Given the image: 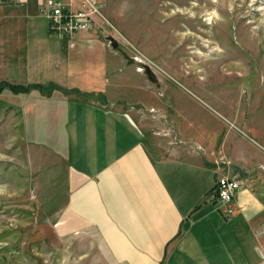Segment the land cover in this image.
<instances>
[{
    "label": "rangeland",
    "instance_id": "374dc122",
    "mask_svg": "<svg viewBox=\"0 0 264 264\" xmlns=\"http://www.w3.org/2000/svg\"><path fill=\"white\" fill-rule=\"evenodd\" d=\"M99 5L122 65L109 102L147 123L164 156L249 172L264 187V0ZM5 39L0 33V83L18 84ZM62 98L0 94V264H109L93 239L56 229L69 196ZM256 231L264 264V226Z\"/></svg>",
    "mask_w": 264,
    "mask_h": 264
},
{
    "label": "crops",
    "instance_id": "0c3cea01",
    "mask_svg": "<svg viewBox=\"0 0 264 264\" xmlns=\"http://www.w3.org/2000/svg\"><path fill=\"white\" fill-rule=\"evenodd\" d=\"M45 1L0 0V33L22 76L11 84L39 87L24 95L66 99L58 111L69 196L57 231L93 239L109 264H261L264 187L249 172L161 154L148 124L108 100L122 65L102 32L72 40L50 34L40 14ZM228 175L242 186L226 206L215 188Z\"/></svg>",
    "mask_w": 264,
    "mask_h": 264
},
{
    "label": "built area",
    "instance_id": "2783aa9c",
    "mask_svg": "<svg viewBox=\"0 0 264 264\" xmlns=\"http://www.w3.org/2000/svg\"><path fill=\"white\" fill-rule=\"evenodd\" d=\"M40 14L48 21L50 34L62 40H72L93 29L102 32L110 24L102 17V6L93 0H81L77 5L66 0H46ZM102 33L110 36L106 31ZM241 186L238 178L229 175L220 178L215 188V200L222 205H231ZM229 213H233V209L230 208Z\"/></svg>",
    "mask_w": 264,
    "mask_h": 264
},
{
    "label": "trees",
    "instance_id": "16d2710c",
    "mask_svg": "<svg viewBox=\"0 0 264 264\" xmlns=\"http://www.w3.org/2000/svg\"><path fill=\"white\" fill-rule=\"evenodd\" d=\"M33 89H39V87L37 85H32V86L14 85L8 82L0 83V94H3L6 90L10 91L13 94H28Z\"/></svg>",
    "mask_w": 264,
    "mask_h": 264
},
{
    "label": "water",
    "instance_id": "95a60500",
    "mask_svg": "<svg viewBox=\"0 0 264 264\" xmlns=\"http://www.w3.org/2000/svg\"><path fill=\"white\" fill-rule=\"evenodd\" d=\"M110 42V44L112 45L113 48H118V42L113 38V37H109L107 38ZM146 68V72L147 74L149 75V77L155 82L157 83L158 80L156 79L155 77V74L154 72L148 67V66H145Z\"/></svg>",
    "mask_w": 264,
    "mask_h": 264
}]
</instances>
